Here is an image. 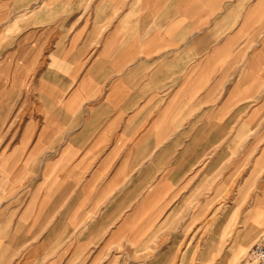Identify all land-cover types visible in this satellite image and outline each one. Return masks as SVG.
<instances>
[{"label":"crops","instance_id":"crops-1","mask_svg":"<svg viewBox=\"0 0 264 264\" xmlns=\"http://www.w3.org/2000/svg\"><path fill=\"white\" fill-rule=\"evenodd\" d=\"M206 199L264 231V0H0V264H106Z\"/></svg>","mask_w":264,"mask_h":264},{"label":"rangeland","instance_id":"rangeland-1","mask_svg":"<svg viewBox=\"0 0 264 264\" xmlns=\"http://www.w3.org/2000/svg\"><path fill=\"white\" fill-rule=\"evenodd\" d=\"M242 143L243 138L237 137L236 144ZM192 204L194 209L183 220L187 222L172 227L175 231L164 232L162 227L140 248L119 251L118 258H108L106 264H248V250L259 232L244 230L240 220L243 206L206 199L199 214L195 211L197 203ZM2 247L0 244V251ZM0 254L3 256L2 251Z\"/></svg>","mask_w":264,"mask_h":264},{"label":"built area","instance_id":"built-area-1","mask_svg":"<svg viewBox=\"0 0 264 264\" xmlns=\"http://www.w3.org/2000/svg\"><path fill=\"white\" fill-rule=\"evenodd\" d=\"M248 264H264V231L248 250Z\"/></svg>","mask_w":264,"mask_h":264}]
</instances>
